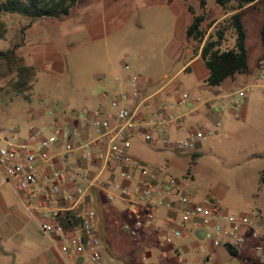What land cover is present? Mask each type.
<instances>
[{
	"label": "rangeland",
	"instance_id": "374dc122",
	"mask_svg": "<svg viewBox=\"0 0 264 264\" xmlns=\"http://www.w3.org/2000/svg\"><path fill=\"white\" fill-rule=\"evenodd\" d=\"M2 1L5 0H0ZM103 1L105 0H80L65 23L55 19L33 22L38 32L47 30L51 35L63 38L61 50L64 62L62 71L54 74V84L36 83L34 72L28 81L29 88L23 93L25 99L31 104L32 96L35 102L38 95H44V103L54 101L58 108L72 104L75 111L82 113L81 107L84 104L86 106V96L97 95L103 91L105 82L111 81L112 74L119 71L124 62L130 65L131 73L145 77L152 83L162 79L165 74L169 78L174 77L180 84L179 92H187L189 99L194 101L192 108H187L185 104L180 107L183 113L180 121L182 129L175 132V135H185L189 128L205 134L211 132V135H206L201 140L202 147L194 167L193 178H184V172L175 169L170 175L179 186L182 185V191L190 197L202 200L214 196L228 213L246 214L258 228L260 235L255 238L258 246L255 247L250 243V239H246L243 241L246 249L240 248L238 254L232 256L227 264H264V188L260 189L257 197L253 196L257 192L259 173L264 170V87L258 81L259 74L264 73V47L261 41L264 0H256L240 10L245 32L247 69L229 76L219 86L206 85L200 78L199 71L180 73L182 58H174L169 54L170 47L180 39L178 37L182 32L178 34L179 22L184 19L175 3L156 5L150 0H114L124 11L108 27H104L100 38L86 39L83 32L75 31L71 20L81 19L85 13L87 15L94 11ZM180 2L188 14L203 15L205 38L221 29L224 38L220 49L226 50L233 46L234 34L228 24L232 11L223 9L215 0ZM0 19L5 26V33L0 37V50H5L13 41L19 40V31L29 19L10 13H2ZM196 44L190 41L186 43V49L191 48L195 53ZM100 75L104 77L103 82L96 79ZM16 82V72H10L0 64V90L9 89L10 95L16 96ZM243 85L249 86L243 99L246 114L244 117H234L229 107L235 96H229V90L235 91ZM217 97L218 99H215ZM108 103L109 99H106L105 107ZM211 109L223 111L218 125L214 120L207 118ZM31 113L18 105L0 111V125L4 127L3 131L12 132L14 135L28 134L29 129L37 125L35 120L30 119ZM44 114L49 117L47 111ZM132 144V152L137 155L133 154L144 163H159L162 157L168 155L167 152L155 151L143 143L133 141ZM110 204L111 210L106 214L107 234L102 240L99 234L104 255L108 259L118 264H160V256L164 254L166 264H179L183 260V256L178 257L166 252L159 240L149 243L147 236L142 235L139 230L135 232L134 237L128 233L121 234L119 230L122 225H133L135 215L130 212V206L123 202ZM254 206L261 209L260 224L258 219L255 220ZM2 234L4 236L0 240V247L10 251L11 255H2L0 264H39L41 257L45 264H65L51 241L40 232L31 218L20 232L15 233L6 228ZM207 241L202 243L206 249Z\"/></svg>",
	"mask_w": 264,
	"mask_h": 264
},
{
	"label": "crops",
	"instance_id": "0c3cea01",
	"mask_svg": "<svg viewBox=\"0 0 264 264\" xmlns=\"http://www.w3.org/2000/svg\"><path fill=\"white\" fill-rule=\"evenodd\" d=\"M150 2L156 5L165 2L168 4L175 3L178 10L184 15V19L179 22L178 34L182 32V34H180L181 37H178L180 38L178 40V43L173 44L168 52L174 58L177 56L182 58L183 65L179 69L180 73H191L192 71H199L200 78L206 84L205 79L208 75V70L200 57L202 43L199 45L196 44L197 47L195 53L192 52L191 48L186 49V43L190 42L186 39V27L192 20V13L190 15L183 9L180 0H150ZM123 11L124 9L119 3L115 2L114 0H105L94 11L90 12L87 15L85 13L79 20L72 19L71 21L72 24L75 25V31L78 30L83 32L86 39L89 38L90 40H95L103 35L104 27H108V25L111 24L116 18H118L119 14ZM70 16L59 22H67ZM188 18L189 20L187 21ZM87 33L90 34V37H88ZM63 42V38L60 39L58 38V36L51 35V32L48 33L47 30L38 32L34 28V23H32L25 30L24 42L20 45V47L16 49V53L18 56L24 59L27 65L34 67L35 78L37 80L36 83L43 82V84H54V74L59 73L63 69L64 54L61 50ZM125 64L128 63H122L120 69L121 71H115L112 74L111 81L105 82V89L103 91H101L97 95L86 96V106L84 104V106L81 107L83 110L82 113H78V111H75V108L72 104H67L64 107L58 108L56 107L54 101L44 103V95H38L35 102L32 96L31 104H29L25 98L21 97L18 94H15L16 96H11L9 89L3 88L0 90V111H5L6 109H11L12 106L18 105V107H23V110H29L30 112H32L30 114V119L35 120L37 124L36 127L34 126L29 129L28 134L25 133L24 135H14V133L12 132H4V127L0 125V142L2 143V140L4 139H10L19 144L30 145L31 148L37 153L43 150L50 157L49 162L53 163L55 168L65 172L67 175L74 178V182H66L64 184L63 189L65 191L74 194L77 187L86 188L87 198L90 201V204L97 211V231L98 234H100L101 240L107 234L108 228L106 214L109 210H111L110 203L112 202H109L107 200L105 193L99 188V185L105 181L119 182L123 185H132L133 183L121 178L119 170L113 165L104 167L98 161H88L83 159L82 150L65 152V143L68 141L79 143L89 140L93 135L91 120L94 112L99 108L109 111V103L108 106L105 107L106 105H104V101L118 94L121 90H130L131 85L128 79L132 76L138 77L136 85L138 89V94L135 99L136 102L140 101L142 98L149 97L148 101L150 103V107L152 106L153 102H156L160 105L167 106L169 112L173 115L183 114L180 108L183 105H177L176 102L180 99L181 94L185 91L179 92L180 84L175 81L174 77L169 78L168 75L165 74L163 75L162 79L158 80L155 83H152L145 77H139L138 75L131 73V67L129 64V68L125 69ZM235 74L231 76H234ZM227 78L229 77H226L225 79ZM96 79L99 82H103L104 77L100 75L99 77L97 76ZM245 86L249 87L248 85H243L242 87ZM235 92L236 90H229L228 95L232 97L235 96L233 100H235L237 97L234 94ZM103 93H106L107 96L103 97ZM215 99H218V97ZM185 106L187 108H192L194 106V101L189 99V95L185 102ZM46 111L49 117L44 114V112ZM223 111H225L224 107ZM223 111H215L211 109L207 114V118L214 120L216 125H218L219 120L221 119L220 114L222 115ZM229 111L231 114H233L234 117H244L246 114V106L245 104H242L237 114H235L231 107H229ZM148 115L149 112L146 110H141L139 112V116L147 117ZM72 129L78 130L75 135H71L69 137L63 135V132H69ZM181 129L182 123L178 125L163 127L154 132L152 140L150 142H145L142 138V135L144 134L146 129L144 127H136L132 130L129 137V152L131 155L138 158L136 156L137 154L135 152H132L133 141H136L138 144H146L151 149L158 152H167L166 154L168 155L162 157L161 161L155 164H149L147 162L144 163L141 159L138 158L143 164H148L147 166L150 165L149 167H154L151 168L154 170L158 181L164 180L167 177H172L170 174L173 169L183 171L184 178H193L194 167L200 154L199 151L202 147L201 140L198 142L197 148L191 152L177 151L163 145L162 143V140L164 138L169 137L168 139L170 140H174L175 138L179 139L187 136L192 132V130L189 128L187 129V133L185 135L176 136L175 132H178ZM50 136H54L56 140L50 143L46 148L42 149L40 147V142ZM93 150L97 151L96 148H94ZM133 153L136 155H134ZM85 168L87 170V176L83 177L81 172ZM35 170L38 174L39 185L41 186L45 179L50 177L49 163H46L37 155L35 160ZM181 187L182 185H178V193L187 196L193 203H199L206 198H210L219 203V201L214 196H209L202 200H196L194 197H190L189 195L184 193ZM261 188H264V186L260 185L258 178L257 192L253 196L257 197ZM113 202H123L128 205L121 199H116ZM56 205L59 208H65L67 207L68 203L62 198H58ZM177 207L178 206L172 209H158L154 222L151 225H143V227L138 229L142 235L147 236V241L149 243H152L154 240H159L162 245H164L166 252H171L178 257L183 256V260L191 262L192 264H208L206 260L208 254H211L214 257V264H227L232 256H236L238 254V250L240 248L246 249L247 246L244 245L246 239H250V243L255 247L258 246L256 245L257 242L255 238L247 235L243 240L244 242L242 241L241 243L233 245L236 250V255L230 254L227 247L224 245L213 248L209 241H207L206 249L202 245L205 239H200L195 235L197 231L202 230L198 227L194 230L193 234L176 239L172 244H165L162 242L160 236L171 233V231L176 227V221H178L181 214V209ZM254 209L256 216L255 220L258 219V224H260L259 221L260 219H262L261 209L258 206H254ZM223 210L227 212V209L223 208ZM169 217L173 219L172 222L167 221V218ZM29 218H31L36 223L39 230V224L42 221L48 220L43 212L35 209H32L30 211L26 209L22 202V199L20 198L16 190L14 180L5 181L3 170L0 168V240H2V236H4L2 232L6 228L13 230L15 233L20 232ZM65 222L66 220L63 221L64 226L69 230L70 233L80 232L79 220H74L73 222L69 223ZM119 231L121 234L125 233L121 229ZM40 232L51 241V244L55 248V251L61 258V260L65 262V264L77 263L79 257L74 259L71 256H64L60 252L61 240L57 235L45 234L41 230ZM130 236L134 237L135 235ZM2 255H11V252L6 251L4 248L0 247V257ZM185 256H187V258ZM39 257H41V254L39 255ZM109 260L112 264H118L116 262H113L111 259ZM140 260L142 261L143 259L140 258ZM159 263H167L166 255L163 254L160 256ZM39 264H45L42 257Z\"/></svg>",
	"mask_w": 264,
	"mask_h": 264
},
{
	"label": "built area",
	"instance_id": "2783aa9c",
	"mask_svg": "<svg viewBox=\"0 0 264 264\" xmlns=\"http://www.w3.org/2000/svg\"><path fill=\"white\" fill-rule=\"evenodd\" d=\"M124 68L128 69L129 65L125 64ZM128 81L131 89L121 90L110 97L109 111L99 108L94 112L91 120L93 135L89 140L65 143V152L82 150L83 159L98 161L104 167L113 165L119 170L121 178L133 183L123 185L105 181L99 185L109 202L121 199L130 206V212L135 215L133 225L124 224L121 230L133 236L143 225H151L154 222L158 209H172L178 206L181 214L176 221V227L171 233L160 236L165 244H172L176 239L193 234L197 227L204 231L203 239L208 240L213 248L241 243L247 235L252 238L259 237L260 232L248 215L228 213L210 198L199 203L191 202L187 196L178 193L175 178L167 177L158 181L151 167L129 153V137L134 128L144 127L146 130L142 138L145 142H150L154 132L163 127L180 124L183 115H173L167 106L156 102L150 107L149 97L136 102L138 77L132 76ZM258 81L264 87V73L259 74ZM248 88H239L234 93L237 97L233 100L231 108L235 114L239 112ZM106 96L107 94L103 93V97ZM187 98V93L183 92L176 102L177 105H184ZM141 110L148 111L149 115L139 116ZM77 131L72 129L63 132V135L69 137ZM206 135H211V132L205 134L192 131L183 138H164L162 143L177 151L191 152ZM55 140L54 136H50L40 142V147L44 149ZM94 148L97 151H94ZM37 155L48 162L50 167V177L46 178L41 186L35 170ZM49 161L50 157L43 150L37 153L30 145L19 144L10 139L0 142V168L3 170L5 181L14 180L26 209H35L45 214L48 220L39 224L40 230L60 238V252L74 259L81 257L80 264H112L104 255L97 231V211L87 198L86 188L77 187L74 194L65 191L64 184L74 182V178L55 168ZM81 174L83 177L87 176L86 168ZM58 198L66 201L67 207H57ZM72 216L79 220V233H70L62 223V220L72 219ZM167 221L172 222L173 219L169 217ZM206 260L208 264H214L211 254L207 255ZM179 264L192 263L181 260Z\"/></svg>",
	"mask_w": 264,
	"mask_h": 264
},
{
	"label": "trees",
	"instance_id": "16d2710c",
	"mask_svg": "<svg viewBox=\"0 0 264 264\" xmlns=\"http://www.w3.org/2000/svg\"><path fill=\"white\" fill-rule=\"evenodd\" d=\"M80 0H5L0 2V15L2 13L18 14L29 19L19 33L18 41H13L9 48L0 50V64L4 65L10 72H16V92L20 95L29 88L28 81L34 75L35 69L25 64L22 57L16 54V49L24 42L25 30L37 20L55 19L64 20L73 14L77 3ZM256 0H215L223 9L232 11L228 17V24L234 34V44L231 48L221 50L220 45L224 38V32L218 29L214 35L205 38V30L202 27L203 15H194L186 27V39L194 41L198 45L202 43L200 57L203 60L208 75L206 84L211 86L219 85L226 77L235 73L243 72L247 69V55L245 49V32L241 22L240 10ZM5 33L4 23L0 19V37ZM261 41L264 47V23L261 27ZM260 185L264 186V170L260 172ZM65 220V219H64ZM62 220V223L63 221ZM77 220L75 216L66 220L65 223ZM64 225V223H63ZM230 254L236 255V250L232 245L226 246Z\"/></svg>",
	"mask_w": 264,
	"mask_h": 264
},
{
	"label": "water",
	"instance_id": "95a60500",
	"mask_svg": "<svg viewBox=\"0 0 264 264\" xmlns=\"http://www.w3.org/2000/svg\"><path fill=\"white\" fill-rule=\"evenodd\" d=\"M195 235H196L198 238L202 239L203 236H204V231H203V230H199V231H197V232L195 233ZM81 261H82V258L79 257L78 260H77V263L80 264Z\"/></svg>",
	"mask_w": 264,
	"mask_h": 264
}]
</instances>
